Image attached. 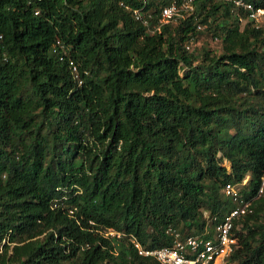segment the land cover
I'll list each match as a JSON object with an SVG mask.
<instances>
[{"label": "trees", "instance_id": "obj_1", "mask_svg": "<svg viewBox=\"0 0 264 264\" xmlns=\"http://www.w3.org/2000/svg\"><path fill=\"white\" fill-rule=\"evenodd\" d=\"M172 1L0 0V264H161L135 243L242 200L225 264H264L263 26L196 0L157 29ZM200 25L220 53L187 49Z\"/></svg>", "mask_w": 264, "mask_h": 264}, {"label": "built area", "instance_id": "obj_2", "mask_svg": "<svg viewBox=\"0 0 264 264\" xmlns=\"http://www.w3.org/2000/svg\"><path fill=\"white\" fill-rule=\"evenodd\" d=\"M195 1L183 0L179 3L177 0H173L162 8L160 25L156 28L160 29L162 24L178 21L192 14L195 10ZM222 1L232 4L238 16H241V11H244L248 18L257 24L264 22L263 6H255L246 0ZM133 13L138 20L147 26L149 25V19L145 18L139 9H134ZM201 27L200 25L199 28ZM246 182L247 179L244 180V184ZM238 191L237 187L233 185L227 186V193L234 196L236 201L239 196ZM263 193L264 179L259 188L258 196ZM251 205V200H242L223 217H215L212 226L207 227V232L201 236L192 234L182 236L180 232L175 231L173 232L175 241L172 246L145 248L138 242L135 243V246L141 255L153 257L161 264H217V261L225 263L227 256L230 255L237 243V238L232 235L236 220L252 212ZM209 222L211 221L209 220ZM109 234L116 235L117 232L110 230ZM118 235L120 234L118 233Z\"/></svg>", "mask_w": 264, "mask_h": 264}, {"label": "rangeland", "instance_id": "obj_3", "mask_svg": "<svg viewBox=\"0 0 264 264\" xmlns=\"http://www.w3.org/2000/svg\"><path fill=\"white\" fill-rule=\"evenodd\" d=\"M246 22H247L246 19H243L241 21L242 29L245 27ZM258 25L263 26L264 29V22H260L258 23ZM214 33L215 30L213 28H209L207 25H202L201 30L198 32V34L195 37H193L188 43L187 49H189V51L195 54L202 53L204 50H210L212 53H217V54L220 53L223 47L222 41L219 37H216ZM223 164L229 167V163L227 161H224ZM205 215H207L208 217V213H206ZM175 231L177 230H173V232ZM4 243L5 241H0V250L2 249ZM216 263L225 264L226 262L223 263V261H217Z\"/></svg>", "mask_w": 264, "mask_h": 264}]
</instances>
